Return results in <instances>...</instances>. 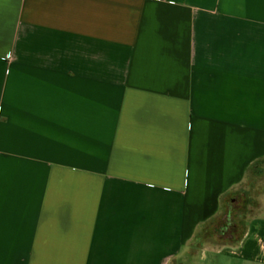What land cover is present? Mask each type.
Instances as JSON below:
<instances>
[{
    "label": "crops",
    "instance_id": "crops-1",
    "mask_svg": "<svg viewBox=\"0 0 264 264\" xmlns=\"http://www.w3.org/2000/svg\"><path fill=\"white\" fill-rule=\"evenodd\" d=\"M262 160L264 0H0V264H264Z\"/></svg>",
    "mask_w": 264,
    "mask_h": 264
},
{
    "label": "rangeland",
    "instance_id": "rangeland-1",
    "mask_svg": "<svg viewBox=\"0 0 264 264\" xmlns=\"http://www.w3.org/2000/svg\"><path fill=\"white\" fill-rule=\"evenodd\" d=\"M226 205L228 208L223 214L203 228L201 242L220 245L223 242L221 231L224 236H230L233 226L236 230L231 240L238 239L245 231L247 221L260 212L264 205V160L251 168L245 182L227 197Z\"/></svg>",
    "mask_w": 264,
    "mask_h": 264
}]
</instances>
